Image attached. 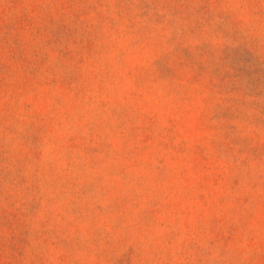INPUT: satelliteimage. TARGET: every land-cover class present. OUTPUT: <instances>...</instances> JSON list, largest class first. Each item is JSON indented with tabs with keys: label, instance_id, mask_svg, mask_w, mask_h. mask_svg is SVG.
I'll return each instance as SVG.
<instances>
[{
	"label": "rangeland",
	"instance_id": "obj_1",
	"mask_svg": "<svg viewBox=\"0 0 264 264\" xmlns=\"http://www.w3.org/2000/svg\"><path fill=\"white\" fill-rule=\"evenodd\" d=\"M0 264H264V0H0Z\"/></svg>",
	"mask_w": 264,
	"mask_h": 264
}]
</instances>
